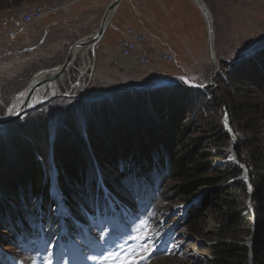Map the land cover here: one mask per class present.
I'll return each instance as SVG.
<instances>
[{"label":"rangeland","instance_id":"rangeland-1","mask_svg":"<svg viewBox=\"0 0 264 264\" xmlns=\"http://www.w3.org/2000/svg\"><path fill=\"white\" fill-rule=\"evenodd\" d=\"M203 1L213 20L214 59L211 57L208 45L206 22L200 9L191 0L141 2L140 8L147 10L150 15L144 21L152 32L159 34L160 38L169 45L167 47L174 54V60L172 62H163L160 59L150 60L149 64L141 65L138 61L131 59L127 68L123 67L129 70L131 79L135 77L134 79L141 83H138L137 87L134 86L137 88L134 90L138 91L137 93L126 95L128 94L124 93L126 88H123L124 91L109 90L97 81L95 72L104 68L98 67L97 59L93 58L92 49L88 51L89 59L85 56L84 58L85 61L92 63L93 69L86 68L83 74L80 73L84 64L83 59L80 54L77 55L69 71L55 81L61 94L66 93L71 96H57L36 110L24 112L17 119L0 126V161L3 163L2 165L0 162V177L4 168L10 169L19 165L20 153L26 157L33 154L38 156L36 160L40 167L50 174L51 184L55 185L56 171L51 157L52 149L68 140L74 144H78L80 140L83 143L81 154L91 158L94 153L90 146V132L93 131L105 138L104 136L109 135L115 127L127 124L134 126V114L137 112L143 117L156 118L157 116L158 118L159 116L158 119L161 120L160 114L153 113L154 106H149L143 99L139 102L137 97H134L139 93H144L146 97V93L149 92L150 95L158 98L160 105L165 102L164 110L172 107L173 100L179 102L184 100V103L189 106V115L194 114L199 119L200 129L197 134L205 136L208 145L212 148V153L218 155L215 161L219 164L235 165L241 169V178L245 181L250 194L245 202V206L249 209V215L245 220L252 223L255 204L251 196L254 190L252 181H255L256 175L264 173V163L263 170L249 166L246 150L244 147L238 150L236 144L240 142V146H243V141L252 140L258 145L254 151V157L257 161L263 159L264 123L259 124L257 131L252 134L242 132L238 127L239 123L230 121L225 102L242 96L234 89L233 84L237 83H229L230 79L227 78L232 74V68L234 66L251 68L249 63L253 58L259 55V52L264 54V0ZM80 5L83 7V15L78 22L81 23L80 27L84 31L87 26L85 24L94 20L99 23L103 9L97 7L91 0L84 1ZM144 25L146 26L145 23ZM41 32L43 29L36 23L27 32L19 34L15 41L0 43V116L7 114L11 100L25 88L36 72L62 63L67 55L69 43L75 35L70 28L66 27L51 31L42 42L43 40L40 41L42 38L39 37ZM225 63L232 67L225 68ZM121 67L120 64V71ZM255 74L253 70L251 75ZM148 82L162 86L156 84L158 86L155 85V89L148 91ZM50 85L51 82L47 83L43 89L44 96L54 87ZM200 93L204 95L200 96ZM107 95L113 97V102L105 98ZM115 96L119 99L118 102ZM213 96L216 97V101ZM103 105L105 107H102ZM99 115H102V118ZM220 128L223 130L222 133ZM40 130H44V133L41 134ZM35 148L39 149V154L33 152ZM88 162L94 168V161ZM105 174L111 182L115 183V172L107 170ZM243 174H245L244 178ZM177 186L175 181L166 179L161 186L166 192L165 199H159L155 207L144 204L142 198H139L138 205L135 207L121 204L116 206L109 202L103 213H99L98 216L90 213L89 216L92 217L94 225H97L95 220H103V223L99 224V227L107 234L103 236L117 238L121 244L128 242L122 250L135 253L136 264H155L153 260H157L159 264H214L212 248L224 217L223 210H220L215 203H207L200 209L208 189L203 190L201 194H196L190 202H187L178 199ZM74 189L78 190L79 187L74 185ZM52 191L54 193L56 191L54 186ZM20 193L21 197L22 192ZM147 193H150V190H147ZM82 197V195L79 196V198ZM5 201L11 213L19 211L20 208L24 212L31 203L30 201L22 203V199L16 203V200L8 195ZM192 201L195 203L192 204ZM78 202L77 208L64 207L63 213H60L56 206L57 215L69 216L72 211L76 217H79L86 201L80 199ZM188 204L191 206L185 209ZM62 205L64 206L63 203ZM99 207L103 205L95 204L92 211ZM191 208L198 210L197 215L192 218L186 215L187 210ZM29 211L32 210L26 211L27 226L23 228L24 232H17L13 237L10 230L0 231V249L7 251L5 257L8 259L29 260L32 264L31 259L25 256L31 258L29 256L36 253L33 247L47 237L41 236L39 229L44 226L40 224V221H33L31 214L27 213ZM85 213L84 211L83 214ZM162 216H164V225L168 227L167 243L170 245V252L154 256V248L147 239L153 234V224ZM7 221L5 219L9 225L10 222ZM18 223L22 222L18 221ZM62 224L65 225V222H60L59 229L55 225L52 228L54 235L60 236L61 245H67L65 236L61 232ZM11 226L13 227L14 224ZM30 228L37 229V234H34ZM25 232L27 235H23ZM71 232L72 230H68L65 235L69 236ZM250 237L252 235L245 238L247 245ZM23 238H27L30 245L28 251L25 250L26 245H23ZM145 245L150 247V251H141ZM0 253L3 252L0 251ZM140 255L145 258L140 260L138 258ZM247 258L248 264H252L251 257ZM7 262L6 258L0 257V264H7ZM18 262L20 261L15 264ZM72 263H75V257L69 259V264Z\"/></svg>","mask_w":264,"mask_h":264},{"label":"trees","instance_id":"trees-1","mask_svg":"<svg viewBox=\"0 0 264 264\" xmlns=\"http://www.w3.org/2000/svg\"><path fill=\"white\" fill-rule=\"evenodd\" d=\"M263 55L259 52V55L253 58L249 63L251 68L234 66L232 74L229 73L227 77L230 79L229 83H237L233 84L234 89L242 95L225 102L230 121L239 123L240 130L250 134L257 131L259 124L264 123ZM224 67L232 66L226 64ZM253 70L255 75H251ZM155 88H148V91ZM136 89L126 88L124 93H137L138 91H134ZM146 95L145 97L144 93H139L134 97H137L139 102L143 99L149 106H154L153 113L160 114L163 120H159V116L143 117L137 112L134 114V126L127 124L115 127L109 135L104 136L105 138L93 131H86L91 138L90 146L94 153L91 158L81 154L83 143L80 140L78 144H74L65 139L67 142L52 149L56 184L67 207L77 208L80 199L86 201L84 207L87 210H92L94 204L102 199L104 204L108 203V199L131 206L139 198L155 207L159 199H165L166 192L161 186L170 178L178 184V199L190 202L196 194L208 189L203 202L215 203L223 210V221L221 220L216 233L217 240L212 248L214 264H248L250 250L251 263L264 264V173L256 175L255 181H252L254 190L251 196L255 204L252 223H248L245 219L249 215V209L245 202L250 194L241 178V169L215 161L218 155L212 153L207 138L197 134L200 129L199 119L194 114L189 115V106L184 100H173L172 107L164 110L165 102L160 105L158 98L149 92ZM203 95L200 93V96ZM107 96L105 98L113 102V97ZM114 98L119 101L116 96ZM213 98L214 101L217 100L216 97ZM99 117L102 118V115ZM40 131L41 134L44 133V130ZM220 132H223L221 128ZM242 144L244 145L240 146L238 142L236 147L238 150L244 147L248 165L263 170L264 158L257 161L254 157L258 145L252 140L243 141ZM33 152L39 154V149L35 148ZM19 155V165L10 169L3 166L0 177V231H9V227L18 221L25 222L28 210L32 211L27 213L36 215L37 205L42 210L43 220H51L54 217L56 201L50 188V174L40 167L36 160L37 155ZM88 161H94V168ZM1 164L3 165L2 162ZM107 170L115 172V183L105 176ZM99 177L101 185L98 183ZM74 185L79 189L75 190ZM147 190H150V193H147ZM6 195L15 199L16 203L20 199L23 200L22 203L30 201V207L24 212L20 208L19 211L11 213L10 207L6 206ZM81 195L83 197L79 198ZM197 211L191 208L187 210L186 215L195 217ZM5 219L10 222L9 225ZM251 235L250 248L245 238Z\"/></svg>","mask_w":264,"mask_h":264},{"label":"crops","instance_id":"crops-1","mask_svg":"<svg viewBox=\"0 0 264 264\" xmlns=\"http://www.w3.org/2000/svg\"><path fill=\"white\" fill-rule=\"evenodd\" d=\"M47 1L48 0H0V18L7 12H11L17 8H24L27 5ZM109 1L110 0H91L93 4L97 7H101L103 11ZM143 1L145 0H121L104 31L103 36L94 45V51L92 53L93 58L97 59L96 63L99 68H104V70H97L95 74L97 75V81L106 89L116 90L123 88H136L138 83H141V81H137L134 79L135 77L133 78V76V79H131L128 72L129 70L124 69V67L127 68L131 59L137 61L138 55L140 53H144L149 56L151 61H157L160 59L159 55L163 50H170V48L167 47L168 44L160 38L159 34L152 32V30L148 27L147 22H145L150 15L147 10L140 8L139 4ZM146 1L152 2V0ZM80 4L81 3L70 7L65 13L53 15L47 17V19L37 22L43 29V32L39 35V37L42 38L40 41L43 40L42 42H44V39L51 31L64 29L66 27L73 31V35L75 34L69 43L70 45L76 39L91 34L98 26V23L96 20L91 23H87L85 24L87 25L86 29L82 31L80 27L81 23L78 22L81 15H83V7ZM33 25H31L30 28ZM128 27H134L147 34V39L133 54V56L129 58L122 56L119 47V40L124 35V32ZM82 50L83 49L79 51V54L83 59L82 62L84 63L81 67V74L84 73L86 66L89 64V61H85L83 58L84 55H81L83 53L81 52ZM120 64L122 65L121 71L119 69ZM123 70H125V72H123Z\"/></svg>","mask_w":264,"mask_h":264},{"label":"water","instance_id":"water-1","mask_svg":"<svg viewBox=\"0 0 264 264\" xmlns=\"http://www.w3.org/2000/svg\"><path fill=\"white\" fill-rule=\"evenodd\" d=\"M121 0H110L108 2V4L105 6V9L102 13V16L99 20L98 26L97 28L89 35L82 37V38H78L76 39L69 47H68V51H67V55L65 57V59L62 61V63H60L59 65L49 68V69H43L42 71H46L49 73V76H47L45 79H41V80H36V75L39 74L38 71L36 72L32 78L30 79V81L28 82V84L25 86L24 89H22L20 92H18L14 98L11 100L10 104L15 101L17 99V97L19 96V94L22 95V99L30 97L33 94H38V91L41 87H43L44 85H46L47 83H50L51 81H57V79L59 77H61L62 75H64L66 72L69 71V69L73 66V63L77 57V53L75 55H73V51L74 49H84L86 52H88L90 49H92V51H94V45L98 42V40H100V38L103 36L105 29L107 28L118 4L120 3ZM193 3L202 11L205 10V14L209 17L210 20V27L208 28V45H209V49H210V54L211 57L214 59L215 57V49H214V30H213V20L211 17V14H209V10L205 4V2L203 0H192ZM77 50V52H78ZM158 83H148V88H154L158 85L162 86L161 84ZM156 85V86H155ZM166 85V84H165ZM57 96H71L69 94L63 93V94H56V95H51V96H47L46 98H42L41 100H38V102L31 107H27L24 108L21 111H18L16 113V115H14V117H11L10 119H3L0 121V126L1 125H5L7 123H9L12 120L17 119L20 115H22L24 112H29V111H33L36 110L37 108L41 107L42 105L46 104L47 102H49L51 99L57 97ZM9 104V105H10ZM245 177V174H243V178ZM55 184V183H54ZM55 189L58 190L57 185L55 184ZM56 190V201L57 203L61 202L60 198L58 197L61 196V194ZM206 197V195H205ZM193 203V201L191 202ZM191 204H188L185 206V209L190 206ZM207 205V202H203L201 205L202 209L203 207H205ZM201 211V210H199ZM248 245L251 248L252 247V237L249 238L248 241ZM252 252L250 250L249 252V257H251Z\"/></svg>","mask_w":264,"mask_h":264},{"label":"built area","instance_id":"built-area-1","mask_svg":"<svg viewBox=\"0 0 264 264\" xmlns=\"http://www.w3.org/2000/svg\"><path fill=\"white\" fill-rule=\"evenodd\" d=\"M87 0H48L27 5L24 8L15 9L6 13L0 18V43L15 41L19 34L28 31L31 25L43 19L65 13L70 7ZM147 39V34L134 27L126 28L124 35L119 40L121 54L124 57H131ZM159 58L163 62H172L174 54L171 51L163 50ZM137 61L141 65L150 63V58L140 53Z\"/></svg>","mask_w":264,"mask_h":264},{"label":"bare ground","instance_id":"bare-ground-1","mask_svg":"<svg viewBox=\"0 0 264 264\" xmlns=\"http://www.w3.org/2000/svg\"><path fill=\"white\" fill-rule=\"evenodd\" d=\"M201 13H202V16H203V18H204V20L206 22V28H207V34H208V28L210 27L211 23H210L208 14H207V16L205 14V10L202 11ZM209 14H210V12H209ZM212 26H213V24H212ZM77 50H78L77 48L74 49L73 55H75L76 53L78 55L79 51L81 49H79L78 52H77ZM81 52H83L81 55H84L85 57H88V52H86L84 49ZM88 59H89V57H88ZM86 68L92 69V63L89 62V64L86 66ZM46 75H49V73L46 72V71H40L39 74L36 75V80L45 79ZM46 85H44L43 87H41L39 89L38 94H33L30 97L22 99L23 98L22 97L23 93L21 95L19 94L17 99L15 101H13L9 105L7 114L5 116H0V121L3 120V119H10L11 117H14V115H16V113L18 111H21V110H23L24 108H27V107L34 106L38 102V100H41L42 98L44 99L47 96L61 94L60 91H59V88L57 86V83L55 81H51V85L50 86L51 87L54 86V87H52V89L50 87L51 91L49 90L50 92L46 96H44L42 94V92H43V89H45ZM164 223H165L164 222V216H162L153 224L154 231H153V235H152L151 239H152L153 242L156 243V246H160L162 241L167 240V229H168V227L165 226ZM160 249H163V247H159L158 251H160ZM160 260H162V259H160ZM153 262L155 264H159L157 260L156 261L153 260ZM147 264H151V263H147Z\"/></svg>","mask_w":264,"mask_h":264},{"label":"snow or ice","instance_id":"snow-or-ice-1","mask_svg":"<svg viewBox=\"0 0 264 264\" xmlns=\"http://www.w3.org/2000/svg\"><path fill=\"white\" fill-rule=\"evenodd\" d=\"M141 251H150V247L145 245L141 248ZM95 258L93 257V259ZM138 258L143 260L145 257L140 255ZM101 259H103L105 264H136L137 257L135 253H127L122 250L121 252L110 251L107 255H102Z\"/></svg>","mask_w":264,"mask_h":264},{"label":"clouds","instance_id":"clouds-1","mask_svg":"<svg viewBox=\"0 0 264 264\" xmlns=\"http://www.w3.org/2000/svg\"><path fill=\"white\" fill-rule=\"evenodd\" d=\"M195 202H193L192 204H194ZM191 206V205H190ZM162 255H164V254H162Z\"/></svg>","mask_w":264,"mask_h":264}]
</instances>
